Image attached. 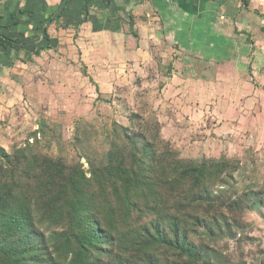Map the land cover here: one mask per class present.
Segmentation results:
<instances>
[{"label":"rangeland","instance_id":"rangeland-1","mask_svg":"<svg viewBox=\"0 0 264 264\" xmlns=\"http://www.w3.org/2000/svg\"><path fill=\"white\" fill-rule=\"evenodd\" d=\"M111 18L109 23L99 16L78 19L88 23L93 33L94 28L106 32L100 41L99 34L88 39L90 44L82 51L74 48L76 42H69V50H63L65 45L55 41V30L47 33L52 42L42 55L33 54L41 37L34 43L31 56H25L24 62L30 64L23 66V94L14 87L9 112H0V149L9 156L20 149H33L43 160L59 158L83 173L89 182L82 192L102 229L112 235L111 244L105 246L108 253L97 264H145L144 256L149 253L159 264L177 263L178 256L163 247H146L147 235L156 226L167 230L170 219L177 221L180 234L206 257L203 264H264V144L251 145L252 139L260 143L254 137L258 133L246 128L231 136L224 135L227 130L220 133L213 114L219 100L223 108L244 97L221 96L218 100L208 95L210 83L202 81L201 72L211 64L197 59L211 58V50L201 55L204 51L185 48L180 40L169 43L167 35H161L159 43H149L136 60L127 49H108L107 36L117 46L123 27L121 17L114 24ZM140 20L146 18L140 16ZM68 27L62 22L55 29ZM219 53L226 55L227 49ZM123 129L139 131L152 141L155 160L164 169L169 168V161L226 158L231 161L230 172L219 183L211 177L210 199L200 207L195 205V188L180 175L173 180L156 163L147 164L144 175L148 181H140L128 196L122 195L112 179L103 187L93 185L89 163L96 166L103 161L113 141L122 146ZM227 142L218 154L219 146ZM50 193H57V188L52 187V192L50 188ZM62 227V222H56L51 230Z\"/></svg>","mask_w":264,"mask_h":264},{"label":"crops","instance_id":"crops-1","mask_svg":"<svg viewBox=\"0 0 264 264\" xmlns=\"http://www.w3.org/2000/svg\"><path fill=\"white\" fill-rule=\"evenodd\" d=\"M92 16L105 18L107 23L112 17L113 24L115 18L123 19L119 20L123 25L120 43L116 46L115 39L107 36V48L127 49L131 59H138L149 43H159L161 35H167L169 43L180 40L185 48L204 51L201 55L207 56L211 50V58L197 59L211 64L206 72H201L202 81L210 83L211 94L208 95L218 100L221 96L244 97L242 102L237 100L223 108H219L220 100L217 102L218 107L213 112L217 129L220 133L227 130V134H222L231 136L246 128L252 134L258 133L254 137L260 143L252 139L250 144L263 146L264 0H5L0 3V34L21 45L17 46L20 47L18 50L8 48L4 52L0 49V112H9L7 107L11 105L9 98L14 87L23 94V66L30 64L24 62L25 56H31L41 31L45 29L50 34L55 30V41L60 40V44L65 45L63 50H69V42H76L74 48L82 51L90 44L88 39L99 34L100 41L106 36L103 29L94 28L93 33L92 28L88 29V23L78 21ZM127 16L131 18L127 19ZM140 16L146 21L140 20ZM62 22L68 23L69 27L56 30L55 26ZM74 25L78 27L74 28ZM173 35H179V38ZM223 48L227 49L226 55L219 53ZM102 63L101 60L100 65ZM106 75L109 79L110 73ZM1 102L8 104L1 105ZM218 136L222 139L219 132ZM228 145L227 142L219 146L218 154Z\"/></svg>","mask_w":264,"mask_h":264},{"label":"trees","instance_id":"trees-1","mask_svg":"<svg viewBox=\"0 0 264 264\" xmlns=\"http://www.w3.org/2000/svg\"><path fill=\"white\" fill-rule=\"evenodd\" d=\"M40 41L33 51L36 56L50 46L45 29ZM20 45L0 34V49L4 52L8 48L18 50ZM120 135L122 146H115L113 141L103 161L96 166L89 163L88 170L93 185L103 187L112 179L122 195L128 196L135 193L140 181H148L144 175L147 164L161 163L155 160L153 142L139 131L123 129ZM32 151L24 148L9 156L0 149V264H97L99 257L108 253L105 246L111 244L112 235L109 229H102L93 206L82 192L89 181L78 168L67 167L59 158H46L42 164L43 158ZM230 168L231 161L222 158L199 163L169 161V168L162 169L169 171L173 180L179 175L186 179L198 192L195 205L200 207L210 199L211 177L219 183ZM52 187L57 188L54 195L50 193ZM113 191L116 195L114 187ZM56 222H62L63 227L53 231L51 227ZM147 237L146 247L156 245L178 256L179 261L173 264L206 263L199 249L188 243L184 233L180 234L174 219L169 220L167 230L156 226ZM144 257L145 264H159L151 253Z\"/></svg>","mask_w":264,"mask_h":264},{"label":"built area","instance_id":"built-area-1","mask_svg":"<svg viewBox=\"0 0 264 264\" xmlns=\"http://www.w3.org/2000/svg\"><path fill=\"white\" fill-rule=\"evenodd\" d=\"M3 1H5V0H0V3L3 2Z\"/></svg>","mask_w":264,"mask_h":264}]
</instances>
